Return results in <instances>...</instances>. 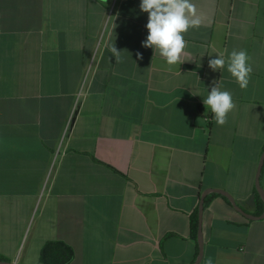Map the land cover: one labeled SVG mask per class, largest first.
<instances>
[{
    "label": "crops",
    "instance_id": "obj_1",
    "mask_svg": "<svg viewBox=\"0 0 264 264\" xmlns=\"http://www.w3.org/2000/svg\"><path fill=\"white\" fill-rule=\"evenodd\" d=\"M192 2L202 25L169 65L143 46L141 0H0L1 259L44 264L56 239L75 251L68 264H194L205 189L259 214L264 0ZM234 49L250 57L247 89L209 67ZM214 82L236 105L223 126L203 103ZM259 178L264 190V164ZM203 237L198 264H264V217L220 195Z\"/></svg>",
    "mask_w": 264,
    "mask_h": 264
},
{
    "label": "clouds",
    "instance_id": "obj_2",
    "mask_svg": "<svg viewBox=\"0 0 264 264\" xmlns=\"http://www.w3.org/2000/svg\"><path fill=\"white\" fill-rule=\"evenodd\" d=\"M140 9L148 13L147 39L143 41L144 47H150L164 58L169 65L182 64L187 41L184 34L191 28L202 25V17L198 14L196 5L192 0H141ZM116 62H120L121 50L115 44L111 48ZM140 58L142 54L137 53ZM250 57L245 50H233L227 60L223 53L217 58L209 60V67L213 70H222L227 65V71L235 78L241 89H247L253 68L248 63ZM206 108H210L213 119L217 125L227 123L228 114L236 107L232 93L221 90L214 82L206 98L203 100ZM208 264H212L209 259Z\"/></svg>",
    "mask_w": 264,
    "mask_h": 264
},
{
    "label": "trees",
    "instance_id": "obj_3",
    "mask_svg": "<svg viewBox=\"0 0 264 264\" xmlns=\"http://www.w3.org/2000/svg\"><path fill=\"white\" fill-rule=\"evenodd\" d=\"M213 195H220L224 197L228 203L231 204L230 200L220 194V193H211L209 194L205 199V206L208 205L211 197ZM249 204H258L257 213H262L264 211V202L258 193V191L255 192V194L249 199ZM246 209V208H245ZM199 206L195 208L193 213L191 214L192 222V236L195 239V241L198 243V222H199ZM75 256V251L73 247L62 240H48L44 243L41 253H40V259L44 264H68ZM2 256H0V259Z\"/></svg>",
    "mask_w": 264,
    "mask_h": 264
},
{
    "label": "water",
    "instance_id": "obj_4",
    "mask_svg": "<svg viewBox=\"0 0 264 264\" xmlns=\"http://www.w3.org/2000/svg\"><path fill=\"white\" fill-rule=\"evenodd\" d=\"M263 164H264V152H263L262 158L260 160V164H259L258 171H257V177H256V186H257L262 198L264 199V190L260 184V178H259ZM212 192L220 193V194L226 196L230 200V202L234 206V208L237 209L241 214H243L244 216H246L249 219H260V218L264 217V211L261 214H253V213L246 211L236 201V199L233 197V195L225 189H221V188H207V189H205L201 195L200 203H199V214H198V216H199V222H198L199 253H198L197 259H196L194 264H198L200 262L202 256H203V249H204L203 213H204V209H205V199H206L207 195L209 193H212ZM0 264H17V263L12 262V261H8V260L0 259Z\"/></svg>",
    "mask_w": 264,
    "mask_h": 264
},
{
    "label": "built area",
    "instance_id": "obj_5",
    "mask_svg": "<svg viewBox=\"0 0 264 264\" xmlns=\"http://www.w3.org/2000/svg\"><path fill=\"white\" fill-rule=\"evenodd\" d=\"M71 120H72V116H71V118H70V120H69V122H68V124H67L66 130H65V133H66V131H67L68 128H69V125H70Z\"/></svg>",
    "mask_w": 264,
    "mask_h": 264
}]
</instances>
